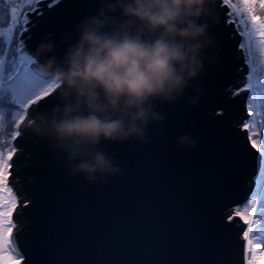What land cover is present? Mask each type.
Returning a JSON list of instances; mask_svg holds the SVG:
<instances>
[{"label": "water", "instance_id": "obj_1", "mask_svg": "<svg viewBox=\"0 0 264 264\" xmlns=\"http://www.w3.org/2000/svg\"><path fill=\"white\" fill-rule=\"evenodd\" d=\"M66 3L67 15L50 24L49 40L56 43L52 55L57 57L72 42L62 38L71 34L74 40L75 25L96 15L101 0ZM221 4L210 0L214 45L208 55L213 62L206 61L196 82L202 86L199 103L193 107L185 102L190 89L173 104L157 102L156 111L167 119L149 125L150 143L104 142L102 147L115 153L125 169L113 183L89 185L83 176L72 177L49 141L37 139L44 162L24 189L33 197L26 207L31 222L25 231H12L24 264H247L246 223L227 221L223 211L232 207L235 214L249 197L261 155L247 129L239 131L238 121L232 125L243 112L248 116V91L227 97L239 51L226 32L228 8ZM31 34L24 31L20 37L34 56L42 36L30 40ZM58 103V92H53L37 108L47 113ZM213 109L221 111L211 115ZM185 133L196 141L194 148L178 146L177 138ZM19 205L24 207L21 199Z\"/></svg>", "mask_w": 264, "mask_h": 264}, {"label": "clouds", "instance_id": "obj_2", "mask_svg": "<svg viewBox=\"0 0 264 264\" xmlns=\"http://www.w3.org/2000/svg\"><path fill=\"white\" fill-rule=\"evenodd\" d=\"M209 19L210 0H101L96 15L75 25L74 40L62 38L72 41L62 57L51 55L54 41L36 48L33 58L60 103L26 116V128L49 141L72 177L113 183L125 169L104 142L150 143L149 125L167 119L157 102L173 104L190 89L185 102L199 103L196 82L213 62ZM177 144L194 148L196 141L185 133Z\"/></svg>", "mask_w": 264, "mask_h": 264}, {"label": "snow or ice", "instance_id": "obj_3", "mask_svg": "<svg viewBox=\"0 0 264 264\" xmlns=\"http://www.w3.org/2000/svg\"><path fill=\"white\" fill-rule=\"evenodd\" d=\"M39 2L0 0V264H23L24 259L12 236L13 229H17L12 216L19 206V199L9 185V176L17 148L11 147V151L8 148L11 141L22 135L18 129L29 116V109L55 92L52 77L41 72L39 63L19 38L27 31L29 23L22 9ZM54 2L52 0L49 7ZM222 4L228 8V23H234L242 37L239 48L249 68L245 87L240 90L250 93L247 98L250 119L243 127L248 130L249 139L260 153L261 161L253 198L245 205L237 206L234 213L241 215L248 225L243 236L248 245L247 264H259L257 249H260L259 257L264 258V248L260 246L264 243V148L257 143L258 139L264 138V0H222ZM8 19L11 23L4 26ZM7 136H11V141L5 139ZM255 216L259 218L254 219Z\"/></svg>", "mask_w": 264, "mask_h": 264}, {"label": "trees", "instance_id": "obj_4", "mask_svg": "<svg viewBox=\"0 0 264 264\" xmlns=\"http://www.w3.org/2000/svg\"><path fill=\"white\" fill-rule=\"evenodd\" d=\"M67 0H59L58 2H56L52 7H50V9H48L43 16L40 18V28L34 32L33 34H31L30 36V40L31 37L40 35L42 36L41 40L39 41V45L41 43L47 42L49 40V37L52 34V30L50 28V24L53 20H55L56 18H59L61 16H65L67 15ZM220 1V0H218ZM222 5V4H221ZM9 23H11L10 19L5 21V25L7 26ZM223 24L225 27H227L226 32L230 34V37L233 39V42L238 44L237 49L239 51V65L236 67L235 70V77L233 78L232 82L230 83V85L227 88V97L230 98L232 96H238L241 95L242 93H244V91H240L242 88L240 86H242L243 82H244V74H245V57L243 54V51L239 48V44H240V38H239V34L235 32L236 26L233 23H228V16H227V11L225 13V19L223 21ZM52 55V54H51ZM233 92H237L238 94L233 95ZM241 96L239 97L238 100H241ZM39 105V104H38ZM37 105V106H38ZM36 106V108H37ZM38 115L42 113V111H40L38 108ZM211 115L213 114H218V110L217 109H213L210 111ZM246 115V113L243 112V114L241 115V117L238 120L237 127L239 131L244 130L245 128L241 127V122L244 119L243 116ZM245 117V116H244ZM25 132H23V136L25 135V139L23 140L24 142V149H23V163L22 165H20L19 167L16 168L15 170V174H20L21 172H23L24 175H26L27 179H24V176L22 177V179L27 180V184H23L22 185V191L24 192L23 195V199L25 198H30L32 199L33 197L25 192V187L26 185L29 184V182L37 175V169L38 167L44 162L43 159V155L41 154L40 150L38 149L36 143H37V139L39 137H37L36 135H34L30 130H28L25 126ZM252 178L246 180L244 183L247 186V184L251 183ZM23 182V181H22ZM248 198V197H247ZM25 201V200H24ZM245 201V200H244ZM242 203V202H241ZM31 204V201L28 203H22V205L24 207H22L21 205H19L17 208L20 211V219L18 220V227L17 229H15V232L18 234L19 232L25 231L27 229V227L29 226L30 222H31V218L29 216V214L26 211V207H28ZM22 207V208H21ZM232 207L231 208H227L226 210L223 211V214L225 216V218L227 219V221H233L234 224L238 225L240 222H242V218L239 215H235L232 213ZM229 217H232V219H229ZM14 232V233H15ZM24 261V259H23ZM24 264V262H23Z\"/></svg>", "mask_w": 264, "mask_h": 264}, {"label": "flooded vegetation", "instance_id": "obj_5", "mask_svg": "<svg viewBox=\"0 0 264 264\" xmlns=\"http://www.w3.org/2000/svg\"><path fill=\"white\" fill-rule=\"evenodd\" d=\"M59 0H55V2L53 3V5L58 2ZM52 2L51 1H42L41 3H39L38 5H40V7L38 8L39 11L38 12H34V13H29L28 16L31 17V20L32 22L29 23L27 25L28 29H27V32H31L32 34L34 32H36L39 28H40V18L43 16V14L48 10L50 9L49 7V3ZM37 11V10H36ZM40 37H41V34H40ZM30 39V38H29ZM28 40V39H27ZM25 42V41H24ZM41 102V101H40ZM38 102V104L40 103ZM37 104V105H38ZM37 105H34L32 108L29 109V116L30 117H36L38 116V110L36 108ZM218 112L221 111V109H217ZM35 114H34V113ZM244 118V117H243ZM244 120H242L241 122V127H243V123H244ZM238 121V118L235 119V121L232 123V125H234L236 122ZM244 128V127H243ZM19 131L22 132H25V124H23L21 126L20 129H18ZM25 139V135H21L19 138H17L15 141H11L12 142V146L13 147H16L17 148V153L13 156V159L11 161L12 163V168L10 170V176H9V185L13 188V191L16 193V195H18V198L21 199V204L23 203H28L31 201L30 198H25L23 199V195H24V192L22 191V185L24 184L22 181L25 182L24 179H22L23 177V172H21L20 174H15V170L17 167H19L20 165H22L23 163V149H24V142L23 140ZM25 200V201H24ZM20 207V206H19ZM17 207V208H19ZM20 211L18 209L15 210V212L13 213V216H12V220L13 222L17 225L18 227V220L20 219Z\"/></svg>", "mask_w": 264, "mask_h": 264}, {"label": "rangeland", "instance_id": "obj_6", "mask_svg": "<svg viewBox=\"0 0 264 264\" xmlns=\"http://www.w3.org/2000/svg\"><path fill=\"white\" fill-rule=\"evenodd\" d=\"M222 1V0H221ZM37 6H40V5H38V4H34V5H32L31 6V8H27V7H25L24 9H22V11L25 13L26 11H33V9L35 8V7H37ZM228 19H229V17H228ZM235 25V24H234ZM236 26V25H235ZM26 27H27V25H26ZM20 39H21V37H19ZM15 39H16V37L14 36V43H15ZM240 39L242 40V37H240ZM241 40H240V42H241ZM5 47H10V46H8V45H5ZM248 72H249V68H248V71L245 73V75H246V77H245V81L243 82V84H242V86H240L241 88H243V87H245V84H246V78H247V75H248ZM249 91H248V93H247V98H248V96H249ZM246 108H247V99H246ZM248 110V109H247ZM245 120H244V123H243V125L245 124V122H248L249 121V119H250V114H249V112H248V116H246V118H244ZM247 133L249 134V132H248V130H247ZM7 141H11V136H7L6 138H5ZM253 139H256V137H253ZM257 143L260 145V147L261 148H264V138H262V139H258L257 140ZM11 147H13L12 146V142H11V146L8 148V150L9 151H11ZM258 174H259V172H258ZM258 174H257V177H258ZM257 177H256V179H257ZM256 179H255V181H256ZM254 188H255V183L253 184V188H252V190H251V194L249 195V197L242 203V204H240L239 206H242V205H245L246 204V202H248L250 199H252L253 197H252V192L254 191ZM250 213H243V215H249ZM239 216H241V215H239ZM254 219H258L259 217L258 216H255V217H253ZM246 231H248V225L247 224H245V229H244V233L246 232ZM251 236H252V234L250 233V238H251ZM257 241H254V243H256ZM261 248H264V243H261ZM247 247H248V245H247V241L245 240V249L247 250ZM259 251H260V249H257V257H258V261H259V264H264V258H260L259 257ZM245 255H246V252H245ZM246 261H247V257H246Z\"/></svg>", "mask_w": 264, "mask_h": 264}]
</instances>
